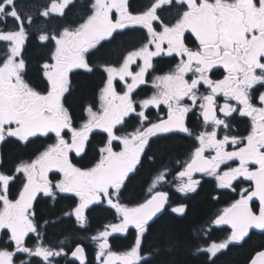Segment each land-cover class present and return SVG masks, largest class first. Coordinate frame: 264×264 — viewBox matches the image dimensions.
<instances>
[{
	"label": "snow or ice",
	"instance_id": "1",
	"mask_svg": "<svg viewBox=\"0 0 264 264\" xmlns=\"http://www.w3.org/2000/svg\"><path fill=\"white\" fill-rule=\"evenodd\" d=\"M136 32L138 46L109 63L105 50ZM30 41L39 49L36 82L25 58ZM165 58L171 67L156 74ZM96 69L104 73L98 103L85 105L77 122L73 75ZM149 82L153 91L141 98ZM176 134L193 141L176 191L187 196L208 177L232 194L211 221L224 238L195 245L205 264H217L230 246L264 236V0H147L138 9L130 0H0V145L40 146L11 169L0 156V264H90L80 244L65 250L66 241L49 246L42 235L51 222L37 205L61 199L71 201L63 215L81 229L89 212L111 215L91 237L94 264H154L142 245L171 207L160 190L166 173L142 201L124 197L144 159H154V148L165 154ZM171 211L183 215L185 207ZM130 229L131 247L114 251L110 238ZM179 243L162 234L155 252ZM249 264H264V250Z\"/></svg>",
	"mask_w": 264,
	"mask_h": 264
},
{
	"label": "flooded vegetation",
	"instance_id": "2",
	"mask_svg": "<svg viewBox=\"0 0 264 264\" xmlns=\"http://www.w3.org/2000/svg\"><path fill=\"white\" fill-rule=\"evenodd\" d=\"M29 4L43 5L47 3V0H26ZM134 9L140 8L147 0H130ZM75 11V10H74ZM78 14V13H77ZM72 14H70L71 17ZM141 33H130L127 36L118 38L108 49L110 58L107 60L109 63H116L126 54L127 50H131L133 46H138L141 39ZM25 58L29 63L28 78L33 82H36L40 77V57L39 49L36 47L35 41H30L26 45ZM168 58L162 60L158 65L156 74H162L167 71L170 64L166 62ZM135 68V65H133ZM104 73L101 69H96L94 73H85L81 71L79 75H73V97H72V110L73 115L77 122L80 121L83 116V107L87 104H91L96 101L98 88L101 84ZM84 80H92L94 82L91 95L88 97H82L79 103L75 102L76 93L79 89V85ZM150 81V77H149ZM122 87L121 82H117V90ZM144 91L140 92V97L150 95L153 89L149 82L148 85L142 86ZM139 91V90H138ZM98 103V101H96ZM155 109L152 110L153 116L155 115ZM189 126L197 129V124L194 119L189 121ZM240 130L244 131V125H240ZM198 130V129H197ZM193 141L190 138L185 137L183 134H176L171 140L166 141L169 146L168 151L165 154H160L153 149L155 153L154 159L145 158L143 166L138 169V173L135 178L132 179L128 185V190L125 193V202L136 203L142 201L147 195V189L155 179V177L165 172L166 177L160 190L166 191L169 194V204L171 207L181 206L185 207V213L179 215L171 211V207L166 206L164 212L158 214V219L152 226L151 233L146 236V239L142 245L145 255L149 251L154 254L153 260H181L183 262H190L197 259L200 263L205 264L204 256L195 253V245L198 243L200 246L205 247L207 243L212 241L219 242L225 236V232L220 231L211 225V221L216 215L227 207L232 200V194L222 195L221 190L215 188V183L208 177H204L201 180L200 186L196 192L189 193L187 196L176 191L178 181L176 176L178 171L182 170L181 165L188 159ZM38 145H19L17 143H8L0 145V156L3 158V166L7 169H11L19 163L21 160H28L39 149ZM149 153V155H153ZM195 178H200V174L197 173ZM15 189H13V192ZM206 203L208 209L205 214L195 217L196 205L199 203ZM70 200H59L58 203L53 205L50 201L44 203L43 201L37 205L38 214L45 220L51 223L42 230V235L45 237V241L49 246H57L59 241H66V249L74 250L76 244H80L86 250L87 258L90 264H94V251L95 245L91 242V237L97 232L102 230L103 225L109 223L112 220L111 215L103 212H89V221L87 229H81L79 225L75 223L74 218L65 217L63 213L70 211ZM63 220V222H61ZM186 223L185 233L179 241V245H183L182 252L177 251L176 247L173 250L168 248H161L159 252H155V248L159 246V235L163 234V230L168 227L171 228L167 231L166 235H173L172 229L176 226H184ZM174 223V224H173ZM179 225H178V224ZM176 224V225H175ZM211 227V231L208 229ZM162 231V232H161ZM135 237V230L130 229L127 235L120 234L119 238H110V243L114 251L123 252L128 250L133 244ZM173 237V236H172ZM255 237H257V240ZM35 237L27 240L29 246L33 243ZM252 240L259 243L261 241L264 244V236L257 233L252 236ZM250 241V240H248ZM247 241V242H248ZM246 244V243H244ZM243 245V244H242ZM242 245L230 246L239 247ZM0 247H3V242L0 241ZM261 249V247L249 253L244 257V264H249L250 257L255 255V252ZM227 251H225L226 253ZM78 264V262H77Z\"/></svg>",
	"mask_w": 264,
	"mask_h": 264
},
{
	"label": "trees",
	"instance_id": "3",
	"mask_svg": "<svg viewBox=\"0 0 264 264\" xmlns=\"http://www.w3.org/2000/svg\"><path fill=\"white\" fill-rule=\"evenodd\" d=\"M107 55H106V60H108L110 58V53L108 49L105 50ZM93 84L94 82L91 80H84L83 82L80 83L79 85V89L76 93L75 97V102L79 103L81 101L82 97H88L89 95H91L92 89H93ZM208 209V206L206 203L202 202L196 205V212H195V217H199L203 214L206 213ZM186 223L185 222L184 226H178V227H174L172 229V234L171 236H173V238L176 241H181V238L184 237L183 233H185V230L187 231L186 227ZM174 224V223H173ZM178 224V223H177ZM176 225V224H175ZM179 225V224H178ZM171 228H167L163 230V234L166 235L167 231ZM162 232V231H161ZM162 235V233H161ZM160 237V235H159ZM257 239V237H255ZM259 240V239H257ZM262 241V240H261ZM261 241H259V243L253 241L252 239H250V241H248L246 244H243L242 246L239 247H232L229 250H227L226 253H223L219 256L218 260H217V264H244V257L247 256L249 253H251L252 251L256 250L257 248L261 247L262 243ZM159 243V241H157ZM183 245H179L176 247L177 251L182 252L183 250ZM170 250H173L170 249ZM154 264H198L200 263L197 259L191 260L190 262H183L181 260H170L168 258L166 259H162V260H153ZM244 262V263H243Z\"/></svg>",
	"mask_w": 264,
	"mask_h": 264
}]
</instances>
